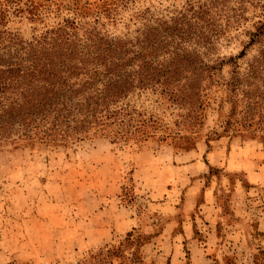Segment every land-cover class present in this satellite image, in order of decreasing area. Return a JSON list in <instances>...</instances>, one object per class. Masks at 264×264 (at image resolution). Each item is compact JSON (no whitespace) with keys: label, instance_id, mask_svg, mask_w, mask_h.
Masks as SVG:
<instances>
[{"label":"trees","instance_id":"16d2710c","mask_svg":"<svg viewBox=\"0 0 264 264\" xmlns=\"http://www.w3.org/2000/svg\"><path fill=\"white\" fill-rule=\"evenodd\" d=\"M180 1L0 0V152L144 142L162 131L153 98L186 110L193 128L212 88L226 92L230 128L264 131V0ZM234 42L237 55L220 53Z\"/></svg>","mask_w":264,"mask_h":264},{"label":"rangeland","instance_id":"374dc122","mask_svg":"<svg viewBox=\"0 0 264 264\" xmlns=\"http://www.w3.org/2000/svg\"><path fill=\"white\" fill-rule=\"evenodd\" d=\"M137 2L164 8L182 4ZM123 15L121 23L108 27L112 32L123 30L130 13ZM31 26L19 19L10 25L25 36ZM240 49L234 42L220 53L237 55ZM251 55L240 61L243 67ZM226 96L212 88L193 128L186 110L149 100L145 107L162 119V131L144 142L92 137L68 146L2 149L0 264H264V185L222 168L224 154L240 160L253 152L247 143L264 147V131L230 128ZM191 164L207 166L205 173L173 180L170 172L155 170L149 186L134 175V166ZM188 210L193 217L212 214L216 221L198 219L189 237L170 234L169 223L181 231ZM130 211L137 227L116 233Z\"/></svg>","mask_w":264,"mask_h":264},{"label":"crops","instance_id":"0c3cea01","mask_svg":"<svg viewBox=\"0 0 264 264\" xmlns=\"http://www.w3.org/2000/svg\"><path fill=\"white\" fill-rule=\"evenodd\" d=\"M250 150H252L255 154L250 155L248 153L247 158L243 159L241 158L238 160L237 156L235 154H229V157H227V154H224V157H226V160H224V165L222 166L224 171L232 172V173H244L249 178L250 184H257L261 183L264 185V147L262 144L258 142H250L247 143ZM220 154H223L222 151ZM207 166L203 168V166H198L195 164H191L190 166H134V175H136L137 181L140 182L141 185L144 184V186H149L151 183L152 177L155 175V170H161L160 172L166 171L170 172V177L173 180H179L181 178L183 179H190L198 176L200 171H204ZM205 173V171L203 172ZM167 174H163L162 177L164 179L167 178ZM153 181V180H152ZM190 190V188H189ZM188 203H191V200ZM207 208H210L209 204H206ZM121 208H123L121 206ZM195 214L191 210L185 211L182 213V217L185 219L182 222V230L179 232L175 231V225L172 222H170V234L172 235H181L185 237H189L193 232L194 229H196L195 224L198 222V219L202 222H208V223H215V217L213 218L212 214L202 215V217L196 216L193 217L192 215ZM132 211L127 212L126 215L122 216V219H120V222L118 223L116 228V233H128L132 231L134 228L137 227V220L133 216ZM193 218L195 220H193ZM209 218H213V222L209 221ZM217 223V222H216ZM105 226L103 221V227ZM107 233L104 230H102V233ZM188 239V238H187Z\"/></svg>","mask_w":264,"mask_h":264}]
</instances>
